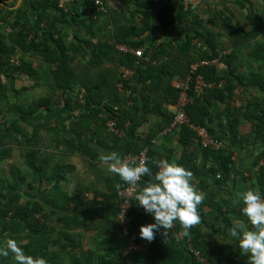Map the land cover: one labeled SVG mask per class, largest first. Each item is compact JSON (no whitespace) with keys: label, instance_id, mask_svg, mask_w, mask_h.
I'll use <instances>...</instances> for the list:
<instances>
[{"label":"trees","instance_id":"trees-1","mask_svg":"<svg viewBox=\"0 0 264 264\" xmlns=\"http://www.w3.org/2000/svg\"><path fill=\"white\" fill-rule=\"evenodd\" d=\"M84 1L91 6L93 16L101 15L90 0ZM175 1L180 6L177 13L173 12L170 6L156 7L157 0H121L122 5L134 17V22L137 24L130 28L132 36L142 35L155 27L166 32L167 37L166 41L160 42L157 47L155 44H150L152 48H156L151 57L146 55L147 49L144 51L145 57L150 61L144 62L139 59V64L134 69V78L124 81L116 71L117 64L132 67L137 58L132 54H118L115 50L116 44H127L137 50L144 45L143 40L127 42L131 30L114 26L108 31L105 27L106 31L110 32L106 33L111 38L110 41L82 40V47H78L76 52L70 51L64 43L69 35L64 24L69 23L70 15L58 8V0H25L15 9L13 4L0 0V23L4 31L0 33V115L4 110L3 96L8 97V100L10 98L3 78L11 83L15 77L20 75L36 77L39 74L38 70L32 67V64L25 58H20L17 64H14V56L17 52L34 53L52 67L49 89L45 96L31 99L30 103L25 106H18L22 121L37 114L41 108L53 109L57 101L63 98L72 105L66 106L67 111H81L75 124L77 128L88 131L95 126L93 133L97 137V143L114 149L119 147L122 137L109 132L107 122L113 120L116 128L122 134H127V120H132L137 116L139 102H142L145 112L160 116L161 120L153 125L143 137L137 136L125 142L122 156L125 158L127 155H137L147 148L145 161L155 172L156 162L162 159L160 147L163 146L153 144L152 140L161 138L160 141L164 142L173 139L177 141L182 150L177 164L190 170L193 176H196L199 173V167L195 164V155L186 150L191 146L195 133L187 126H181L172 133L161 135L174 117V111L169 106L176 105L179 97V90L172 85V81L184 80L188 75L190 65L201 59L218 58L220 63L229 65L231 58L226 53L219 57L216 35L198 20L193 13V6L185 7L181 5L183 0ZM217 17L222 21V25L226 23L230 26V32L233 31V35L238 36L234 41L235 44L255 39L259 35L263 36V40L251 54L261 61L264 67L263 15L257 12L248 14L245 20L250 25V29L245 33L242 32V26L239 25L236 28L233 25L231 18L222 14H218ZM32 21L35 22V27L43 26L41 34L46 35L44 39L38 38L37 31L32 27ZM87 21L83 18L78 19L76 24L84 26L83 31L88 36L91 35L90 31L94 30L96 23L94 24L93 17ZM211 23L214 24V21ZM74 36L77 37V35ZM195 40L202 41L200 46L194 44ZM86 49L90 50L91 55L85 53ZM80 51H83V57L87 56V70L101 62H112L113 56L116 69L103 70L96 76L89 71L77 72L72 62L75 53ZM197 73L201 75L205 84L213 83L215 86L211 89L197 90L192 83L188 92L191 102L184 109L191 124L205 127L211 135L213 132L208 127L210 107L214 100L228 102L232 98V89L235 85L230 76L240 83L246 78L248 85L264 91V74L250 73L246 77H239L234 75L231 69L229 76L222 77L216 65L199 68ZM134 80L141 86L139 92L137 91L138 86L133 85V87L129 84ZM220 81H224V86L217 88L216 85ZM119 83H122V88L118 87ZM81 89L84 90L82 95ZM12 90L19 96L29 95L32 91L27 87ZM82 100H84V105L79 103ZM246 110L248 114L244 116L251 122V131L255 137L258 138L261 134L260 137L264 138V105L251 102L245 108ZM227 111L231 113L230 109ZM229 117L228 115L229 126L232 133H235L239 123L234 115L235 121L230 120ZM17 127H19L17 119L11 121L8 126L0 124V139L10 138V135L16 132L22 134L21 130L17 131ZM2 132L4 134L1 135ZM101 134L104 135L100 137ZM24 138V145L30 147L33 139L38 138V132L24 135ZM12 141H15V138ZM105 141L110 142V145L105 146ZM162 142L160 144H163ZM199 147L202 148L200 145ZM202 149L205 156L211 160L209 172L214 176L218 175L221 182L228 179L233 164L232 153L224 147L218 150ZM83 152L89 155L88 149ZM36 154V151L32 149L26 151V167L35 175H41L42 169L37 164ZM5 156H8V152L1 154L0 151V161ZM262 160H264V150L258 158V161ZM257 165L256 187L264 194V163ZM72 169L73 167L69 165L56 167L51 177L54 190L58 189L59 182L67 180L65 175L70 174ZM148 179L147 176L142 177L139 184L143 185ZM25 180V174L16 166H11L6 176L2 175L0 170V242L7 238L15 239L27 255L43 257L50 264H62L61 258L66 249L64 244L77 245L72 236V230L76 229L104 233V237L102 236L97 243L101 249L103 248V254L96 256L94 250L82 253L88 263H91L96 256L99 261L106 260V264H204L202 260L208 264H247L246 255L211 246L203 237L201 226L213 213L218 223H223L227 229L235 227L238 222L242 223L240 210L233 208L230 214L224 212L216 202L215 195L206 193L203 188L201 190L204 192V199L197 209L201 215V223L192 226L188 236L183 235L179 222H174L173 228L166 230L167 235H163L164 230L161 229L155 232L153 240L148 241L139 237V228L141 225L152 223L153 220L151 215L146 214L138 205L134 197L125 219V227L120 225L116 219L120 190L127 185L116 174H112L109 179L105 180L106 192L101 194L104 202L97 203L98 206H95L94 202L82 201V188H77L70 198L55 195L57 201L50 204L61 211L70 210V203L72 208H82L73 216L57 217L55 220L61 225L58 231L46 220L48 216L43 213L41 204L20 202L21 195L16 190L17 184ZM29 188L31 189V186ZM114 201L116 204L111 205ZM106 203L109 204L108 207ZM251 228L252 226L248 224V229ZM56 245L60 248L57 254L51 251V248ZM12 261L11 253L7 257H0V264H13Z\"/></svg>","mask_w":264,"mask_h":264},{"label":"crops","instance_id":"crops-1","mask_svg":"<svg viewBox=\"0 0 264 264\" xmlns=\"http://www.w3.org/2000/svg\"><path fill=\"white\" fill-rule=\"evenodd\" d=\"M12 1L3 0L4 3L8 4ZM102 1L105 5V12H101L100 16H93L91 6L86 4L84 0H73L68 3L65 12L69 13L70 21L64 24L69 34L64 42L68 50L76 52L79 49L78 47H82V40H88L89 42L99 40L102 42L105 40L110 41L111 38L106 33H110L108 31L112 30L114 26L130 31L132 26L137 25L134 22V17L122 5L121 0ZM23 2L25 0H17L16 4L13 3V8L19 7ZM157 3L156 7L170 6L175 13L180 9L179 4L175 0H157ZM181 5L185 7L187 5L193 6V13L197 16L198 20L210 32L216 35L219 57L225 53L227 56H230L231 64L229 65L220 63L219 60L215 63L220 76H229L231 69L234 75L239 77H246L250 73L264 74L262 62L255 59L251 54L259 42L263 40V36L259 35L255 39L235 44L234 41L238 36L233 35V31L230 32V26L226 23L222 25V21L217 17L218 14H222L225 17L231 18L233 25L236 28L239 25L242 26V32L245 33L250 29V25L245 20L248 14L257 12L264 17V0H183ZM90 17H93L94 24H96L94 25V30L90 31L91 35L87 36L83 31L84 26L77 25L76 21L82 18L89 21ZM211 21H214V24ZM35 26V22L32 21V27L37 31L38 38L40 40L44 39L46 35L41 34L43 26ZM105 27L108 31H106ZM2 29L3 25L0 23V33H4ZM130 32L131 34L127 37V42L143 40L144 45L140 49L143 52L147 49L146 55L148 57H151L153 51L156 50L155 47L160 42L166 41L167 39L166 32L155 27L151 31L139 36H132V30ZM74 35H77V37ZM150 39H153V41L150 42ZM195 41L202 42L199 40ZM150 44H155L156 46L152 48ZM118 45L127 44L117 43L115 46L116 52L123 54L117 51L116 47ZM127 46L130 47L129 45ZM85 53H90L91 55L88 49H86ZM82 54L83 51L77 52L73 58L72 65L77 72L83 73L89 71L96 76L103 70L116 69L113 56L112 62H101L87 70V56L83 57ZM20 58H25L29 61L32 67L38 70L39 74L36 77L20 75L15 77L11 83L3 78L5 89L8 91V96L11 99L9 98L8 100V97L3 96L2 106L4 110L1 114L0 124L8 126L11 121L17 119L19 122L17 131L21 130L22 134L16 132L14 135L11 134L10 138L4 137L0 139L1 154L8 152V156H5L0 161V170L2 175L6 176L9 173L10 167L16 166L25 174L26 180L18 182L16 189L21 195L20 202H37L41 204L43 206V213L48 216L46 220L58 231L61 229V225L56 222L55 219L57 217L65 215L73 216L75 213L80 212L82 208H72V204L70 203V210L61 211L50 204L57 201V196L55 195H64V197L70 198L77 188H82V201L94 202L95 206H98L97 203L104 202L101 194L106 192L105 180L109 179L114 173L107 171V165L101 161V155L116 152L122 159H125L122 156L123 144L134 137H143L150 131L153 125L160 122L161 118L150 112H145L142 102H139L137 116L132 120H127V134L121 136L122 140L119 147L114 149L103 147L97 143V137L93 133L95 126L88 131L77 128L75 124L78 121V116L81 111H67L66 106L71 104L67 103L63 98L57 101L53 109L45 110L41 108L37 114L22 121L19 116L18 106H25L30 103L31 99L45 96L49 89L48 83L50 82L52 67L45 63L39 55L34 53L21 54V52H17L13 58L14 64H17ZM121 66L124 65L117 64L116 71L118 74H120ZM230 78L233 79L235 85L232 89V98L228 102H218L216 100L212 102L210 107V122L208 123V127L212 130L213 136L223 142L221 148L224 147L232 153L233 164L228 179L221 182L219 181L218 175L214 176L209 172L211 160L205 156L203 149L199 147L195 139L191 143V146L186 149L188 153L195 155V164L199 167V173L196 176H192L191 182L203 194L204 192L201 188L206 193L214 194L215 200L222 207V210L229 214L233 208L240 210V206L233 202L236 192L247 189L258 190L256 187L255 173L258 168L257 164H260V161H258L259 155L264 150V138L262 136L260 137L261 134L258 138L255 137V134L251 131V122L244 116L248 114L245 108L251 102L261 104L262 106L264 105V91L258 87L248 85L246 78L241 83L235 80L233 76H230ZM129 84L138 86L137 91L139 92L141 86L135 80ZM213 86H215L213 83H209L208 86H204L203 88L211 89ZM216 86L217 88L224 86V81H220ZM24 87L32 90L29 95L19 96L13 93L12 89H21ZM80 91L82 95V91L84 90L81 89ZM79 103L84 105V100L79 101ZM169 108L173 110L172 105ZM227 109H230L231 113ZM226 113H228L232 121L234 120V115L237 119L236 121L239 123V127L235 133L231 131ZM33 132H38V138L33 139V144L30 147L24 145V135H29ZM103 135L101 134L100 137ZM14 138L15 141H12ZM160 139L155 138L152 142L153 144L163 146L160 147L162 159L177 163L182 151L177 141L172 139L162 142ZM161 142L163 144H160ZM109 145L110 142L105 141V146ZM28 149L36 151L37 164L42 169L41 175H35L26 167L25 153ZM87 149L89 155L83 152ZM58 165H69L73 169L70 174L65 175L67 180L59 182L57 184L58 189L54 190V182L51 177ZM29 186H31V189ZM115 204V201L111 203V205ZM108 205L106 203V207ZM240 214L242 215L241 211ZM241 222L248 228L247 219L243 215ZM201 229L203 237L211 246L225 248L229 251L243 254L239 250L238 245L235 244V240L229 237V232L225 225L218 223L214 213L206 220L205 224H202ZM72 236L77 245L68 246L64 244L66 249H64L61 258L62 264H106V260L99 261L96 259L97 255L104 253L103 248L101 249L97 244L102 239V236L104 237V233L76 229L72 230ZM90 250H94L96 256L91 263H88L87 258L82 253ZM51 251L57 254L60 251L59 245L51 248ZM12 263L15 264L14 260ZM47 264L50 263L47 262Z\"/></svg>","mask_w":264,"mask_h":264},{"label":"clouds","instance_id":"clouds-1","mask_svg":"<svg viewBox=\"0 0 264 264\" xmlns=\"http://www.w3.org/2000/svg\"><path fill=\"white\" fill-rule=\"evenodd\" d=\"M107 171L118 175L121 181L136 188L134 200L151 215L153 222L141 225L139 237L153 240L161 229L167 235L174 222H179L184 236L189 235L192 226L201 223L198 206L204 199L192 181V172L180 164L161 159L156 162V171L144 159L129 163L116 152L101 155ZM149 179L138 184L142 177ZM234 203L246 217L248 229L238 222L228 229L229 237L235 240L239 250L247 256V264H264V194L259 190L247 189L235 193ZM12 254L15 264H47L43 257L27 255L15 239L7 238L0 242V257Z\"/></svg>","mask_w":264,"mask_h":264},{"label":"built area","instance_id":"built-area-1","mask_svg":"<svg viewBox=\"0 0 264 264\" xmlns=\"http://www.w3.org/2000/svg\"><path fill=\"white\" fill-rule=\"evenodd\" d=\"M73 0H58V8L62 11H66V6L69 2ZM93 3V6L96 8L98 12H105V5L102 0H90ZM196 46H200V42L194 41ZM117 51L123 54L131 53L137 59L133 62L132 67L121 66L120 67V76L124 81H128L134 76V69L139 64V59L144 62H149L150 60L145 57V54L142 49H133L128 47L127 45H118L116 47ZM218 58L216 59H201L198 62L192 63L189 67L188 75L182 81L175 80L173 81L172 85L179 90V97L176 105L172 106L174 111V117L172 122L169 124L167 128H165L161 135H166L169 133L174 132L176 129L180 128L181 126H187L195 133V141L202 147L211 150H218L223 146V142L211 135L205 127H199L191 124L189 122V118L185 112V106L191 102L190 97L188 96V92L190 90V85L194 83L195 88L200 90L204 86L206 87L208 84L203 82V79L200 74H198V69L202 67H208L215 65L217 63ZM119 88H122V83L118 84ZM1 120V115H0ZM116 123L113 120H109L107 122V129L109 132H112L118 136H122V132L116 128ZM147 148L141 150L137 155H127L125 160L129 163L138 162L141 159L146 158ZM264 163V160L260 162V164ZM142 179V178H141ZM140 179V181H141ZM138 181L137 183L139 184ZM136 188L133 186L125 185L120 190L119 195V203H118V214L116 219L118 220L119 224L125 227V219L127 217L128 211L131 206V201L135 195ZM174 226V225H173ZM172 226V228H173ZM171 228V229H172ZM131 246L133 244L131 243ZM137 248V247H135ZM204 264H208L202 260Z\"/></svg>","mask_w":264,"mask_h":264},{"label":"rangeland","instance_id":"rangeland-1","mask_svg":"<svg viewBox=\"0 0 264 264\" xmlns=\"http://www.w3.org/2000/svg\"><path fill=\"white\" fill-rule=\"evenodd\" d=\"M12 4L14 3V4H16L17 3V0H13L12 2H11ZM13 4V5H14ZM20 4V3H19Z\"/></svg>","mask_w":264,"mask_h":264}]
</instances>
